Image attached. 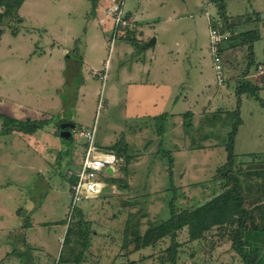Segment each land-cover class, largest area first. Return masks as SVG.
<instances>
[{
  "label": "rangeland",
  "instance_id": "obj_1",
  "mask_svg": "<svg viewBox=\"0 0 264 264\" xmlns=\"http://www.w3.org/2000/svg\"><path fill=\"white\" fill-rule=\"evenodd\" d=\"M110 3L25 0L24 20L0 32V111L45 122L33 133H2L0 118V264H164L171 238L129 254L127 221L133 238L168 219L171 201L182 210L220 194L226 178L217 170L228 161L236 126L233 169L251 189L246 206L263 255L264 86L263 101L236 90L239 80L258 83L264 72V0H126L131 22L116 37L112 14L106 9L103 17ZM223 15L237 22L235 33L258 28L262 37L254 61L247 44L221 52L220 82L210 34ZM154 36L157 42L146 46ZM168 64L164 76L159 69ZM181 77L191 89L169 85ZM68 119L77 126L63 140L60 125ZM95 125L101 148L123 139L132 158L127 173L116 163L114 175L124 186L101 173L103 192L69 219L70 175L81 168L86 148L76 132ZM80 216L90 222V240L80 260L71 261L78 250L65 241L66 232ZM188 232L178 238V264H246L229 235L216 229L189 241ZM14 248L20 254H9Z\"/></svg>",
  "mask_w": 264,
  "mask_h": 264
},
{
  "label": "trees",
  "instance_id": "obj_2",
  "mask_svg": "<svg viewBox=\"0 0 264 264\" xmlns=\"http://www.w3.org/2000/svg\"><path fill=\"white\" fill-rule=\"evenodd\" d=\"M24 1L25 0H0V25H3L0 28L1 33L4 31L5 26L11 21L15 19L18 21L24 20L19 13V9ZM94 6H97V1H95ZM225 11L226 7L222 2L220 3L219 13L224 14ZM223 19L222 24H219L217 21H212V28H217L223 34H226L223 41L220 43V51L222 52L230 47L247 44L251 49L250 56L252 61H254V47L255 43L262 37L261 31L257 28L235 33L234 27L237 22L227 15H223ZM249 20L250 18L247 19V22H249ZM129 32L130 30L128 33ZM13 33L18 34V29H14ZM262 73L263 74L258 83H255L252 80H239L236 90L237 93L240 96L244 93H248L249 95H254L263 101L258 94L261 87L264 86L263 84L260 85L261 83H264V72ZM185 114L186 117L193 115L191 111H188ZM162 116L165 117L167 114L164 113L163 115H156L155 117L161 118ZM0 118L3 120L4 124L2 133H8L11 130L33 133L37 129L43 128L45 125V122L40 123L39 121V123H36L35 120L30 118L21 120L2 111H0ZM185 123H187V121ZM237 128L238 126H236L235 131L231 133L230 141L228 142V161L224 166L217 170V176L220 177V175H222L226 178V180H223L224 182L221 193L214 194L215 196L204 203L192 207L187 206L182 210L178 209L176 204L171 201V216L168 219H165L156 225H152L144 234L133 231L135 235L133 238L130 237L132 225H130V220H128L124 229L123 249H127L130 254L132 251L154 245L162 238L170 237L171 245L168 248L169 257L163 259V263L178 264V248L181 245L178 238L182 231L187 229L189 231V241H194L206 237L209 232H215L217 229L220 235H229L233 239V248L243 258L246 264H264V254L260 256L261 246L258 244L254 245L253 240H256L257 237L254 236L252 231L253 229H256V227L253 226L252 214L249 211L250 208L247 207L249 205L246 204V198L249 197L251 189H247V187L244 186L243 181H241L238 174L233 169L236 157L235 132L237 131ZM62 139L65 140L67 138L62 137ZM124 143V140L121 139L105 150L117 154L119 157V165L122 166L121 170L127 173V164L132 157L128 154V150L123 147ZM70 176L73 181L74 174L72 173ZM262 176L264 177V175ZM109 178L112 184L124 186L122 185L121 178L116 177L115 175H111ZM261 190H263L262 194L264 195V188H261ZM29 218L30 216L28 219ZM28 227L29 222L23 226L24 229H27ZM258 233L259 235L261 234L260 231H258ZM68 240L69 243H71V241L73 243L72 250L74 249L75 252L78 250V253L76 252V258L70 260H80L84 251L81 246L86 247L90 240V222L85 221L82 216L77 220H72L68 224L66 232L65 241L67 242ZM25 244L27 245L29 243L25 241ZM77 245L81 248L77 247ZM11 253L20 254V251L18 248H14L13 252H10L9 254ZM127 254L128 253H126V255ZM168 260L169 262H167Z\"/></svg>",
  "mask_w": 264,
  "mask_h": 264
},
{
  "label": "built area",
  "instance_id": "obj_3",
  "mask_svg": "<svg viewBox=\"0 0 264 264\" xmlns=\"http://www.w3.org/2000/svg\"><path fill=\"white\" fill-rule=\"evenodd\" d=\"M126 0H111L107 11L113 16V33L118 36L128 27L131 20L127 18L124 9ZM226 34H223L217 28L211 29V48L218 72L219 81L225 80L224 63L220 51V43ZM96 125L86 130L76 132V138L83 137L86 142L85 156L81 168L74 172V180L70 185L71 199L68 206L69 219L82 202L94 199L100 196L107 183L101 178V173L111 176L107 173V168L112 166L116 172V163L119 157L116 153L101 148L96 143ZM114 175V174H113Z\"/></svg>",
  "mask_w": 264,
  "mask_h": 264
},
{
  "label": "water",
  "instance_id": "obj_4",
  "mask_svg": "<svg viewBox=\"0 0 264 264\" xmlns=\"http://www.w3.org/2000/svg\"><path fill=\"white\" fill-rule=\"evenodd\" d=\"M157 42V38L154 36L151 40L146 44V46L154 45ZM77 124L74 121H64L60 125V135L64 138L70 139L73 136L72 131L76 128ZM107 173L113 175L115 174V170L112 166L107 168Z\"/></svg>",
  "mask_w": 264,
  "mask_h": 264
},
{
  "label": "crops",
  "instance_id": "obj_5",
  "mask_svg": "<svg viewBox=\"0 0 264 264\" xmlns=\"http://www.w3.org/2000/svg\"><path fill=\"white\" fill-rule=\"evenodd\" d=\"M107 6H108V4H106L105 6H104V16L103 17H105L106 18V9H107ZM102 17V19H104ZM134 18H135V14H134ZM153 58H155V59H157V57L155 56H153L151 59H153ZM158 60V59H157ZM152 63H153V67H152ZM140 67V66H139ZM148 68L149 69H153V72L155 73V71H154V69L156 68V65L154 64V62L152 61L151 62V64H149L148 65ZM167 68H170V64H168V66H166V65H163V68H161V69H159V71L161 72L162 71V73H163V75L165 76V74H166V72H167ZM164 81V80H163ZM163 81H161L160 82V84L163 82ZM155 84H158V83H155ZM170 84H175L178 88H179V90L181 91L182 90V88H184V89H189L190 87H188V86H185V87H183V84H185V82H184V80H183V78L181 77V78H178V80H175V81H171V82H169V85ZM179 85H180V87H179ZM191 89V88H190ZM191 112L193 113L194 111H192L191 110ZM195 113V112H194ZM193 113V114H194ZM179 148L180 147H183L184 145H183V143L182 142H180L179 144ZM213 194H209V196H212ZM200 203V202H199Z\"/></svg>",
  "mask_w": 264,
  "mask_h": 264
},
{
  "label": "flooded vegetation",
  "instance_id": "obj_6",
  "mask_svg": "<svg viewBox=\"0 0 264 264\" xmlns=\"http://www.w3.org/2000/svg\"><path fill=\"white\" fill-rule=\"evenodd\" d=\"M65 121H70V120H65ZM64 122V121H63Z\"/></svg>",
  "mask_w": 264,
  "mask_h": 264
}]
</instances>
